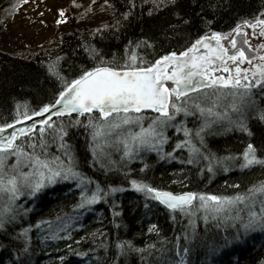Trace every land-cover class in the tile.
I'll return each instance as SVG.
<instances>
[{"label": "trees", "instance_id": "obj_1", "mask_svg": "<svg viewBox=\"0 0 264 264\" xmlns=\"http://www.w3.org/2000/svg\"><path fill=\"white\" fill-rule=\"evenodd\" d=\"M100 1L111 7V18L92 24L75 14L68 17V28L42 45L15 50L0 46V125L51 104L67 82L99 66L101 60L123 65L135 55L136 63L146 66L143 62L185 50L205 34L264 18L260 16L264 0ZM11 3L5 7L0 3V20L16 6ZM93 50L98 53L95 58ZM245 107L243 119L253 135L235 127L218 136H205L203 146L194 140L200 152L192 154L191 163L181 148L175 158L165 151L164 159L150 154L128 166L99 167L92 142L98 113L59 116L49 122L50 127H40L45 129L42 136L38 128L21 137L17 145L25 152H33L30 145L35 144L39 154L43 142L48 154L68 161L67 151L75 170L92 181L88 194L98 185L104 198L78 207L81 190L74 181H59L35 197L22 196L16 202L22 205L20 214L0 230V264H177V252L184 255V248L189 250L185 257L189 264H264V231L243 233V229L238 231V222L228 219L239 214L246 220L249 209L245 204L213 219L211 209L198 208L197 200L194 214L188 215L169 210L132 185L137 181L156 189L191 190L222 198L247 195L264 182V166L241 167L249 143L264 158V120L260 119L264 91ZM60 127L68 133L63 141ZM8 163L14 164L15 158L10 157ZM256 199L261 201L257 195ZM6 201V195L0 199V210ZM253 210H261L257 200Z\"/></svg>", "mask_w": 264, "mask_h": 264}, {"label": "snow or ice", "instance_id": "obj_2", "mask_svg": "<svg viewBox=\"0 0 264 264\" xmlns=\"http://www.w3.org/2000/svg\"><path fill=\"white\" fill-rule=\"evenodd\" d=\"M61 15H63V12H61ZM260 16L264 17V13H261ZM205 23L210 25L211 21ZM245 27L253 30L260 29L258 36L264 37V18L254 17L252 21L245 20L243 23L236 24L235 28L227 34L221 32H212L210 36L205 34L196 39L191 47L186 50L179 53L173 51L154 62H143L146 66H140L136 63L138 58L135 55L131 57L130 62L123 65L115 62V60L112 62L101 60L99 66L91 70H83L77 79L67 82L55 103L44 105L38 111H34L33 116L44 117L45 114L51 113L47 119L39 121L42 125H49L52 115L71 116L72 113L84 115L95 111L101 114L105 120H108L114 114L120 116L123 113L124 115L119 122L109 124L110 129H119L126 124L139 123L142 119L138 116L133 120L129 115L130 113H141L144 109H151L159 113V116L153 120L150 128L144 130L141 127L140 134L122 142L126 148L129 144H136L137 142L141 146L154 147L145 132L160 137L161 142H163V133L156 132V128L167 127L169 122L175 119L176 114L181 112H184L185 115L191 114L186 107L177 103L182 97L187 98L190 92H199L201 89L210 88H231L237 91L230 93V95L233 97L238 96L241 103H246L252 100L253 89L258 88L264 91V65L258 63L252 69L244 70L240 67L244 63L252 64V60L246 54L244 46L246 45L248 48L256 47L251 43L250 37L257 36V33L255 31H245ZM237 37L240 38L239 45ZM222 41H226L230 48L225 46ZM230 49L234 51H230ZM259 49H264V43L259 44ZM97 55L98 53L93 50V58ZM259 59L264 61V56ZM230 63L234 68L229 66ZM220 70L224 73H231V75L215 76L214 73ZM249 73L251 79H249ZM56 75L59 76V73H56ZM60 79L65 80L64 77H60ZM169 81L174 85L171 88L167 86ZM57 105L60 106V111L53 112ZM195 107L201 115L207 113L215 116L216 120H227L230 125L239 127L247 132L249 136L253 135L247 127L242 113L239 119L233 121L227 112L216 113L213 108H200L199 105ZM170 108L173 109L172 114L169 112ZM232 111L241 112V109L233 103ZM24 119L31 120L32 116L25 114ZM260 119L264 120V113L261 114ZM19 122L17 121V123ZM74 123L79 124L80 122L75 121ZM89 123H92L91 120ZM92 126L97 127L96 125ZM14 127V124L0 126V199L5 195L7 196V201L3 209L0 210V230H5L6 225L14 222L17 215L20 214L22 205L16 203L20 197H35L44 189L55 185L59 181L76 182L81 190V203L78 205L80 208L95 204L104 198L101 195L103 190L98 185L95 191H92L90 195L88 194V186L92 181L75 170L67 151L64 155L68 163H65L59 157L48 154L46 145L43 142L40 144L41 152L39 154L34 151L37 147L35 144L30 145L33 152H25L16 144L18 137L25 135L24 129H16L10 134L4 135L8 129ZM34 127L35 125H32L28 131H32ZM205 127H207V124ZM203 130L201 128L200 131L195 133V136L200 137L201 146H203V138L200 134ZM44 132L43 127L39 129L41 136ZM184 132L186 136L193 135L190 130L185 129ZM67 135L65 129L60 127L59 139L63 141ZM186 145L190 147L192 152H200V149L192 145L190 140L181 142L176 147L183 148ZM60 147L64 148L65 145L62 143ZM126 154L131 155V152ZM10 157L15 158L14 164L10 165L8 163ZM243 160L242 168L254 165L264 166V158L257 155L256 146L251 143L247 145V149L243 153ZM191 162L189 160V163ZM25 168L29 170L25 171ZM8 170L11 171V175H8ZM6 176L7 179H5ZM132 185L136 191L160 202L169 210L173 212L180 211L188 215L194 214L192 210L194 202L197 200L199 201L198 208H203L206 212L209 208L211 209L213 219H216L218 214L227 212L243 203L249 209L247 219L245 220L239 214L229 216L228 219L238 222V231L243 229V233L264 231V199L260 201L261 210L259 212L253 210L257 193L264 194V182L249 189L247 195H238L233 198L208 196L195 192L173 194L137 181H132ZM112 191L115 192L118 189H112ZM145 206L147 207V205ZM23 211L27 212L26 209ZM240 211H243V209H240ZM232 226L237 227V224L234 223ZM27 233L28 229H25L24 235L27 236ZM55 238L53 236V239ZM120 247H123V245H120ZM188 251V248H184V255H180L179 251L177 252L179 257L177 264H188L185 259ZM215 251L216 249H213V252Z\"/></svg>", "mask_w": 264, "mask_h": 264}, {"label": "rangeland", "instance_id": "obj_3", "mask_svg": "<svg viewBox=\"0 0 264 264\" xmlns=\"http://www.w3.org/2000/svg\"><path fill=\"white\" fill-rule=\"evenodd\" d=\"M11 1H14L16 6L11 12L6 11L0 20V46H4L9 50L42 45L52 36L60 33V30L68 28V17L75 14H81V21L86 23L92 22V24H98L112 16L111 7L108 4L102 3L100 0ZM11 1L0 0V3L2 2V6L5 7L6 5H12ZM61 12H63V15H61ZM60 21L63 22L61 23ZM252 31L257 33V36H252V40L262 39L261 43H264V37L258 36L260 29H252L250 32ZM257 48L259 49V46H257ZM259 50L261 53L258 57L260 58L261 56H264V49ZM259 64L264 65V61L260 60ZM258 92H261V90L258 88L253 89L252 98H254L255 94ZM223 93L225 94V92ZM230 93L228 95H230ZM209 95L213 94L210 92ZM215 96H218V94L216 93ZM230 96L231 99L228 102L224 101V103H221L219 99L215 107L202 106L200 108H213V111L216 113L227 112L233 121L239 119L241 113L244 117L245 108H248L245 106H247L249 102L241 103L238 96ZM233 103L240 107L241 112L232 111ZM187 110L191 114L185 115L184 112H181L175 115V119L170 121L167 127L156 128V132L163 133V142H161L160 137L154 136L147 131L145 132V135L154 147L148 145L141 146L137 142L136 144H129L126 148L122 141L140 134L141 127L144 130H148L150 125H152L153 120L159 115L150 117L149 115L142 113H130L129 115L133 120L138 116L142 119L139 123L134 122L132 124H126L119 129H110L109 124L119 122L124 115L123 113H121L120 116L114 114L113 117H109L108 120H102L100 118L92 136L95 160L100 161L99 163L101 164L103 162L107 164L104 163L103 165L115 167L120 164L128 166L129 163L141 160L150 154L162 156L161 158L164 159L165 151H168V155L172 158L176 157V150L181 149L176 147L177 144L190 140L191 144L195 145L196 142H194V140H200V137L195 136V133L200 131L201 128L204 129L200 134L202 138L205 136H218L235 128V126L230 125L227 120H216L215 116H211L207 113L201 115L198 109L193 111L192 109L187 108ZM178 116L180 117L178 118ZM206 124L207 127H205ZM185 129L190 130L193 135L186 136L184 132ZM183 149H186V151L189 152L190 160L192 161V154L194 152H192L187 145L183 147ZM128 152H131V155L126 154ZM101 160L103 162H101ZM64 162L68 163L66 160H64ZM24 170L28 171L29 169L25 168ZM257 197H261L262 200L264 199V194L258 193Z\"/></svg>", "mask_w": 264, "mask_h": 264}, {"label": "flooded vegetation", "instance_id": "obj_4", "mask_svg": "<svg viewBox=\"0 0 264 264\" xmlns=\"http://www.w3.org/2000/svg\"><path fill=\"white\" fill-rule=\"evenodd\" d=\"M232 30V29H231ZM231 30H228V31H224V32H221L223 34H227L229 32H231ZM252 29H248L247 27H245V31H248L250 32ZM210 36V35H209ZM238 39V45H239V37H237ZM250 40H251V43L253 41V45H255L256 47L254 48H248L246 45L244 46L245 47V50H246V54L248 55L249 59L252 60V64H247V63H244V64H241L240 67L242 70L244 69H252L254 67V65L260 63V60H259V55H260V50H257V46H259V44L261 43L262 39H258V40H252V37H250ZM256 41V43H255ZM222 43H225V46L229 47L230 48V45H227L226 41H222ZM191 47V46H189ZM188 47V48H189ZM186 50V49H185ZM183 51V50H182ZM203 51V50H201ZM230 51H234V50H231ZM179 53V52H177ZM230 67H233V65H229ZM215 76H228V75H231V73H224L222 70L220 71H216L214 73ZM249 79H251V75L249 73ZM243 83V81H242ZM168 87H173V84L172 83H168L167 84ZM233 91H237L236 89H231V88H210V89H201L199 92H190L188 94V97L187 98H181L180 101H178L177 103H180L182 104L184 107H187L189 109H192L193 111L197 110V108L195 107L196 105H199L200 107L202 106H216L217 105V102L219 101L220 99V102L221 103H224V101H230L231 99V96L228 95L230 92H233ZM211 92L212 95H209ZM225 92V94L223 93ZM218 94V96H215V94ZM224 95V96H223ZM228 95V96H226ZM213 99V101H212ZM209 101H212V102H209ZM214 104V105H213ZM170 114H172L173 112V109L170 108L169 110ZM142 114H146V115H149L150 117H154V116H157L159 115V113H156L152 110H144L141 112ZM140 114V113H139ZM180 116H178L179 118ZM195 120V119H193Z\"/></svg>", "mask_w": 264, "mask_h": 264}, {"label": "water", "instance_id": "obj_5", "mask_svg": "<svg viewBox=\"0 0 264 264\" xmlns=\"http://www.w3.org/2000/svg\"><path fill=\"white\" fill-rule=\"evenodd\" d=\"M213 46H214V42H213ZM203 50V49H201ZM168 83H172L171 81H169ZM167 83V84H168ZM174 86V85H173ZM58 98V97H57ZM55 101H53V103L51 104H54ZM144 110H151V109H144ZM142 110V111H144ZM56 111H60V106L57 105L56 108L53 109V112H56ZM154 111V110H152ZM95 112V111H94ZM155 112V111H154ZM51 113L49 114H45L44 117H37V116H33V114H30L29 116H32V119L31 120H25L24 117L17 120V121H20L19 123H17V121H14L12 123H9V124H14L15 127L13 129H8L6 133H4V135H8L10 134L12 131H15L16 129H24L25 130V135H21L18 137V139L16 140V144H18V141L20 140L21 137H24V136H27V135H30L32 133H34L39 127L43 126L42 124L39 123V121L41 119H47L48 115H50ZM87 114V113H85ZM72 115H80L78 113H72ZM63 116H68V115H63ZM101 118L104 119L102 117V115L100 114ZM56 117H59V116H56V115H52V118L51 120H53L54 118ZM50 122V121H49ZM32 125H35V127L32 129V131H28V129L32 126ZM0 126H3V125H0ZM161 191H167V192H172L173 194H183V193H187V192H192V191H185V192H174L172 190H168V189H163ZM165 206V205H164ZM166 207V206H165Z\"/></svg>", "mask_w": 264, "mask_h": 264}, {"label": "bare ground", "instance_id": "obj_6", "mask_svg": "<svg viewBox=\"0 0 264 264\" xmlns=\"http://www.w3.org/2000/svg\"><path fill=\"white\" fill-rule=\"evenodd\" d=\"M208 35H211V33H209ZM52 103H53V102H52ZM95 162H96V164H97L99 167H101V168H103V169H108V167L106 166L107 164H106L105 162H103L102 160H101V162H103L102 164L99 163L100 161H98V160L95 161ZM98 163H99L100 165H99ZM104 163H105L106 165H103ZM186 191H191V190H186ZM192 192H193V191H192ZM256 200H257L258 202H260L258 199H256Z\"/></svg>", "mask_w": 264, "mask_h": 264}]
</instances>
